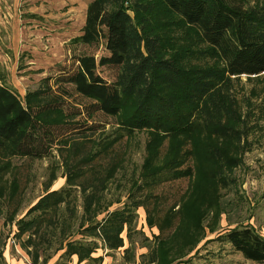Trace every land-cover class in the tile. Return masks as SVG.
I'll use <instances>...</instances> for the list:
<instances>
[{
  "label": "trees",
  "instance_id": "trees-1",
  "mask_svg": "<svg viewBox=\"0 0 264 264\" xmlns=\"http://www.w3.org/2000/svg\"><path fill=\"white\" fill-rule=\"evenodd\" d=\"M68 46L70 67H59L23 99L0 80V156L47 160L58 153L67 172L65 187L50 191L53 173L45 195L28 213L16 220L18 208L9 218L29 264H50L55 258L53 264H103L97 252L111 256L124 249V233L130 243L125 252L132 251L140 209L151 228L173 226L169 230L174 229L176 241L168 242L173 247L158 241L144 264L187 262L206 238L205 229L197 223L175 234L180 223L173 222L181 217L164 213L162 224L156 223L160 169L148 175L152 187L140 180L123 207L110 210L113 202H107L105 192L120 166L116 146L136 131L152 133L154 149L166 138L195 144L192 139L201 129L208 159L216 165L211 177L215 184L230 185L245 141L232 87L242 76L264 74V0H89L81 33ZM102 68L114 71L111 81L102 77ZM73 94L88 104L71 107ZM96 113L117 125L101 139L90 135L99 128L88 124ZM182 158H176L175 172L187 170L180 169ZM103 159L109 161L103 169L90 166ZM19 194L16 189L8 203ZM205 201L221 216L216 198ZM209 231L214 234L215 227ZM215 241L264 264V237L251 226H237Z\"/></svg>",
  "mask_w": 264,
  "mask_h": 264
},
{
  "label": "rangeland",
  "instance_id": "rangeland-1",
  "mask_svg": "<svg viewBox=\"0 0 264 264\" xmlns=\"http://www.w3.org/2000/svg\"><path fill=\"white\" fill-rule=\"evenodd\" d=\"M251 1L255 3L258 0ZM88 3L89 0H0V80L23 99L28 91L38 88L42 79L54 75L59 67H70L72 62L68 45L81 33ZM11 18L16 22L8 24L6 21ZM89 51L92 52V49ZM102 54V50L97 52V55ZM194 64L198 66L197 62ZM99 72L108 81L114 76V71L106 68ZM232 90L240 120L237 127L242 129L245 141L239 166L233 173L230 185L215 184L216 180L211 177L216 165L208 159L206 140L204 136H199L201 129L192 139L195 144L183 138H166L160 140L157 149H154L153 134L136 131L131 138H124L116 146L121 155L120 166L105 192L107 202H113L110 210L122 208L131 187L140 180H145L152 187L153 179L148 175L154 168L160 169L163 176L155 189L160 201L156 223L162 224L164 213L166 218L181 217V220L178 218L173 222V225L180 223L175 234L191 231L197 223L205 229L206 238L183 264H256L243 258L230 245L215 239L217 235L237 226H251L264 237V74L242 76L236 79ZM70 103L71 107L78 108V105H87L88 101L73 94ZM88 124L99 127L90 134L95 139H101L105 134L109 136L117 129L116 120L101 113H96ZM181 155L184 161L180 169L187 170L175 172L180 166L175 163L176 158ZM231 156H237V152L231 153ZM63 161L64 158L58 153L47 160L0 156V264L30 263V258L15 237L16 227L9 218L18 208L15 219L23 218L45 195L44 188L54 176L56 180L50 191L65 187L67 172ZM94 164L100 170L109 161H95L90 166ZM170 166L173 169L169 170ZM16 189L20 193L18 198L14 203H8ZM213 198L217 199L221 216L207 206L205 200ZM77 208L79 215H82L81 199ZM137 214L132 233V251L125 252L130 243L124 233V249L112 252L111 256L102 250L97 252L96 256L104 257L103 264H144L153 248L159 245L158 241L160 246L167 243L173 247L168 242L175 245L174 229L169 230L173 226L163 231L157 226L151 228L146 211L140 209ZM217 214L220 216L218 225V221H214ZM213 226L215 233L211 235L209 230ZM56 260L53 259L50 264ZM181 263L177 261L175 264ZM73 264H76L75 261Z\"/></svg>",
  "mask_w": 264,
  "mask_h": 264
},
{
  "label": "crops",
  "instance_id": "crops-1",
  "mask_svg": "<svg viewBox=\"0 0 264 264\" xmlns=\"http://www.w3.org/2000/svg\"><path fill=\"white\" fill-rule=\"evenodd\" d=\"M8 24H10V23H15L16 22V19H14V18H11L10 20H7L6 21ZM83 26H84V24H83ZM22 262H18L17 264H21ZM25 264H28L27 262H25Z\"/></svg>",
  "mask_w": 264,
  "mask_h": 264
}]
</instances>
